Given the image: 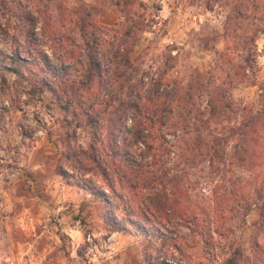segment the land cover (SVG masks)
<instances>
[{
  "label": "rangeland",
  "instance_id": "rangeland-1",
  "mask_svg": "<svg viewBox=\"0 0 264 264\" xmlns=\"http://www.w3.org/2000/svg\"><path fill=\"white\" fill-rule=\"evenodd\" d=\"M17 2L61 35L70 31L67 19L80 6L94 7L102 26L120 30L124 24L116 8L124 0H0V52L5 56L11 55L10 42L2 31L14 28ZM132 11L147 28L138 34L131 55L140 73L148 79L162 77L169 87L194 84L188 129L175 134L168 130L160 182L138 190L134 202L174 193L178 208L198 216V228L228 229L226 239L214 237L219 248L213 252L189 233L187 228L193 225L174 222L176 229H169L188 247L182 264H220L228 244L243 253L239 262L264 264V234L256 235L253 226L259 220L255 204L262 202L256 190L261 188V198L264 195V154L262 160H255L257 164L241 162L235 135L244 117L261 109L264 0H133ZM39 29V25L34 29L36 37ZM4 78V85L0 83V264H147L148 255L171 262L170 254L156 251L158 241L148 245L129 226L110 232L92 197L56 175L54 168L62 160L66 142L62 113L49 93L30 95L26 82L9 73ZM215 89L228 94L234 111L218 130L214 124L202 126L207 116L200 115L207 107V93ZM200 138L217 139L221 144L217 154L203 145L194 153L185 151ZM87 141V133L77 130L76 142ZM257 141L255 151L264 152L263 132ZM254 237L258 252L250 247Z\"/></svg>",
  "mask_w": 264,
  "mask_h": 264
},
{
  "label": "trees",
  "instance_id": "trees-1",
  "mask_svg": "<svg viewBox=\"0 0 264 264\" xmlns=\"http://www.w3.org/2000/svg\"><path fill=\"white\" fill-rule=\"evenodd\" d=\"M132 2L124 0L121 7L116 4L124 19L120 30L98 24L97 10L86 5L73 9L67 19L70 31L63 35L45 21L40 24L34 12L17 2L12 33L2 31L10 42L11 55L0 52V83L4 85V75L9 73L30 85V95L49 93L53 97L66 129L62 160L54 172L68 185H75L92 197L110 232L128 230L129 226L148 245L158 241V253L164 250L165 256L170 254L171 262L148 255L147 264H182L188 247L180 244L183 237H174V231L169 229L174 222L179 220L185 227L193 225L187 228L189 233L200 239L204 249L213 252L219 248L218 241L226 239L224 232L228 229L198 228V216L178 208L179 200L171 190L172 194H153L142 204L134 202L138 190L160 182L158 172L164 165L168 130L175 134L188 129L186 125L194 111V84L189 81L181 88L169 87L162 77L148 79L147 74L140 73L131 55L138 34L147 28L132 11ZM38 25L36 37L34 29ZM251 42H255V37ZM260 101L261 109L245 116L235 134L239 160L247 164L263 159L264 152H256L255 148L258 134L264 133V94ZM206 105L200 115L207 117L201 124H214L215 130L234 112L230 97L220 89L207 93ZM77 130L87 133L86 144L76 142ZM179 141L183 149L184 141ZM202 145L213 155L221 147L217 139L200 138L185 151L194 153ZM260 190H256L262 201L255 204L259 216L253 225L256 235L264 234V195L261 198ZM216 235L218 241H214ZM227 247V256L220 264H244L238 260L241 250L232 249L231 244ZM250 247L260 251L255 237Z\"/></svg>",
  "mask_w": 264,
  "mask_h": 264
},
{
  "label": "built area",
  "instance_id": "built-area-1",
  "mask_svg": "<svg viewBox=\"0 0 264 264\" xmlns=\"http://www.w3.org/2000/svg\"><path fill=\"white\" fill-rule=\"evenodd\" d=\"M87 241H89V238L87 239Z\"/></svg>",
  "mask_w": 264,
  "mask_h": 264
}]
</instances>
